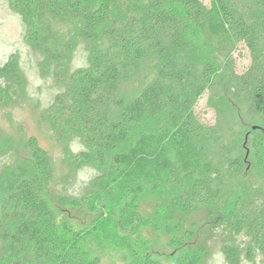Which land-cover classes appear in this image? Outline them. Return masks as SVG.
<instances>
[{
	"label": "trees",
	"instance_id": "16d2710c",
	"mask_svg": "<svg viewBox=\"0 0 264 264\" xmlns=\"http://www.w3.org/2000/svg\"><path fill=\"white\" fill-rule=\"evenodd\" d=\"M8 5L41 57V77L60 88L39 121L60 141L76 138L82 149L66 147L67 160L96 172L79 194L53 191L51 207V158L16 126L19 136L4 139L28 157L0 170V264H98L84 247L94 235L124 250L128 264H159L145 229L167 239L170 264H207L208 248L196 244L204 211L220 221L226 264H264V182L244 178L256 170L264 179V0ZM79 45L85 64L74 68ZM240 47L249 65L238 72ZM0 78V108L26 100L16 53ZM206 93L212 126L194 114ZM142 187L156 195L146 213ZM78 211L92 219L73 228Z\"/></svg>",
	"mask_w": 264,
	"mask_h": 264
},
{
	"label": "rangeland",
	"instance_id": "374dc122",
	"mask_svg": "<svg viewBox=\"0 0 264 264\" xmlns=\"http://www.w3.org/2000/svg\"><path fill=\"white\" fill-rule=\"evenodd\" d=\"M208 5L211 0H201ZM16 53L19 63L24 72L26 86V100L21 103H13L8 107L0 108V170L4 165H10L15 161L26 163L28 152L23 147H13L4 138L15 139L19 131L16 126H21L22 137L34 136L40 146L44 148L51 158L55 173L58 175L45 191L48 204L55 208L56 201L53 191H59L63 187L71 194H79L82 187L88 184L94 176L95 170L90 166H79L70 162L68 151L74 153L82 149V145L76 138L70 140H58L48 125L39 121V113L42 109L49 106L54 96L60 88L54 83L52 78H43L40 75L38 64L41 57L32 51L23 39V26L20 17L11 11L8 0H0V67L6 62L10 55ZM246 49L240 47L234 54L237 71L241 72L249 65V58ZM85 53L83 46L79 45L72 57V67L84 66ZM3 81L0 78V84ZM36 106V107H35ZM209 95L204 94L198 101L194 109L195 117L204 125L212 126L215 123V112L210 107ZM234 115L233 117H235ZM72 169H68V165ZM244 178L252 182L254 186L264 182L258 172L249 171L244 173ZM138 194L144 204L143 210L146 213L152 208L156 195L151 194L147 188H139ZM219 218V217H218ZM92 216L85 212H72L70 214V225L73 228L82 227L89 224ZM200 233L196 244L202 243L208 248L211 255L207 264H226L221 253L220 243V221L217 218L208 219L207 212L201 213ZM142 238L148 247L152 248L154 258L159 264H170L171 257L169 249L165 247L167 239L162 234H153L149 229L142 230ZM85 249L91 256L98 259V264H128L127 254L124 250L115 248L112 244L101 239L99 235H94L85 242ZM255 264H262L258 259Z\"/></svg>",
	"mask_w": 264,
	"mask_h": 264
}]
</instances>
